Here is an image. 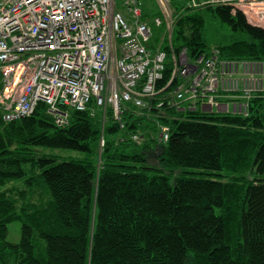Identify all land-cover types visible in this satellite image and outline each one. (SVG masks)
Returning a JSON list of instances; mask_svg holds the SVG:
<instances>
[{
	"label": "trees",
	"instance_id": "1",
	"mask_svg": "<svg viewBox=\"0 0 264 264\" xmlns=\"http://www.w3.org/2000/svg\"><path fill=\"white\" fill-rule=\"evenodd\" d=\"M192 1L170 2L172 46L164 26L152 28L148 47L168 54L159 86L170 79L172 48L190 60L210 54L203 8L250 37L219 48L222 58L264 61L263 27L232 6ZM167 101L125 110L124 128L110 109L105 124L103 111L72 109L57 126L43 104L7 122L0 104V264H264V91L248 115ZM14 221L19 243L7 240Z\"/></svg>",
	"mask_w": 264,
	"mask_h": 264
},
{
	"label": "built area",
	"instance_id": "2",
	"mask_svg": "<svg viewBox=\"0 0 264 264\" xmlns=\"http://www.w3.org/2000/svg\"><path fill=\"white\" fill-rule=\"evenodd\" d=\"M161 15L144 17L143 0H0V104L5 121L32 115L40 104L57 126L72 109L94 116L107 110L125 127L131 107L165 101L189 103L208 113L248 115L250 100L264 91V61L222 58L219 49L190 60L172 48L173 68L162 86L168 54L148 47L152 28L164 26L172 46L171 0H155ZM229 5L264 28V0H206ZM167 101V102H168ZM185 109V108H183ZM160 141L171 127L161 126ZM139 133L132 140L140 142ZM105 143L104 136L101 145Z\"/></svg>",
	"mask_w": 264,
	"mask_h": 264
},
{
	"label": "rangeland",
	"instance_id": "3",
	"mask_svg": "<svg viewBox=\"0 0 264 264\" xmlns=\"http://www.w3.org/2000/svg\"><path fill=\"white\" fill-rule=\"evenodd\" d=\"M143 3L153 11H157L159 8L155 0H143ZM191 3L193 5L194 2L192 1ZM201 13L205 20L203 29L204 38L206 39L207 45L211 50L227 46L231 44L234 40L250 38L247 33L235 30L232 25L224 21L220 16L208 10L207 8H203ZM170 15H172V19L174 20L175 10L172 6H170ZM120 134L121 132L113 134L106 132L105 137L107 139H117L119 138ZM54 152L58 153L61 157L64 158H81L84 156V154L81 152L68 149H55ZM19 182V180L13 181L11 184H17ZM7 240L11 243L20 242L21 222L14 221L9 225V233Z\"/></svg>",
	"mask_w": 264,
	"mask_h": 264
},
{
	"label": "clouds",
	"instance_id": "4",
	"mask_svg": "<svg viewBox=\"0 0 264 264\" xmlns=\"http://www.w3.org/2000/svg\"><path fill=\"white\" fill-rule=\"evenodd\" d=\"M144 4V3H143Z\"/></svg>",
	"mask_w": 264,
	"mask_h": 264
}]
</instances>
